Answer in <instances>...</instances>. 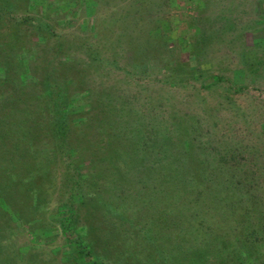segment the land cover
<instances>
[{
    "label": "rangeland",
    "instance_id": "rangeland-1",
    "mask_svg": "<svg viewBox=\"0 0 264 264\" xmlns=\"http://www.w3.org/2000/svg\"><path fill=\"white\" fill-rule=\"evenodd\" d=\"M33 13L47 21L55 35L45 38L19 23ZM19 41L27 49L22 57ZM0 45V59L13 61L12 70H22L23 57L31 63L35 83L31 81L21 99L19 91L4 93L8 107L0 109V119L6 121L0 126V264H165L166 256L185 264L181 253L202 246L195 237L199 235L192 232L185 242L167 225L184 218L180 203H175L178 209L161 202L145 208L146 222L151 220L146 233L154 238L140 241L135 253L139 261L126 260L133 247L127 234L85 229L81 217L67 222L64 203L74 167L64 147H58L60 137L50 126L52 104L40 95L37 82L45 67L54 64V78L73 77L70 88H84L82 94L91 96L81 102L73 91L69 97L70 104L76 101L69 109L73 127L81 124L84 108L97 105L117 123L124 120L125 134L137 129L154 141L182 118L190 129L199 127L192 134L196 145L213 141L217 148L228 144L224 149L231 151L240 138L248 149L264 155V0H0ZM23 107L40 119L38 125H23L41 133L42 153L33 147L27 154L20 150L18 131L12 137L5 134L10 122L19 124ZM173 113L181 116L173 121ZM90 134L97 136V129ZM12 138L18 142L16 149H9ZM73 140L81 141L75 136ZM89 150L83 158L92 157ZM246 150L228 157L229 170L239 172L243 158L251 156ZM97 164L88 171L94 178L120 175ZM221 231L234 239L230 226ZM170 240L174 246L164 244Z\"/></svg>",
    "mask_w": 264,
    "mask_h": 264
},
{
    "label": "trees",
    "instance_id": "trees-1",
    "mask_svg": "<svg viewBox=\"0 0 264 264\" xmlns=\"http://www.w3.org/2000/svg\"><path fill=\"white\" fill-rule=\"evenodd\" d=\"M22 22L27 23L37 35L45 38L55 35L48 22L34 13L19 18V23ZM21 44L19 41V57L27 52L25 44ZM24 61V57L19 59V64L22 65L19 68L22 70L14 71L11 69L13 61L8 63L0 59V109L8 107L7 102L3 100L7 99L3 96L4 93L19 91L21 99L31 81L34 83V75L29 72L31 63ZM115 61L114 59V63ZM115 64L118 67L117 63ZM53 65L45 67L42 79L37 84L41 83L40 95H46V99L52 104L50 110L54 115L52 114L50 126L60 137L57 140L58 147H64L65 158L68 162L71 159L70 164L74 167L69 177L72 183L68 184V200L64 203V208L69 212V216L65 217L68 223L69 220L78 221L81 217L86 221L85 229L118 232L117 234L124 236L127 234L129 239L133 240L132 252L126 257V260L131 262L137 259L135 253L140 241H144L145 237L154 238L146 233V230H151V220L146 222L148 215L144 213L145 208L152 207V204L157 206L160 202L169 207L180 203L184 205V221H167V225L174 232H178L185 242L192 232L194 236L199 235L195 237L199 246H202L185 250L188 251L185 254L181 253L185 264H264L263 151H251V148H247L246 141L240 138L232 143L235 145L231 151L224 149L228 144L222 143L221 147L217 148L212 144L213 141L196 145L193 143L192 134L195 130L197 132L199 127L190 129L191 125H185L184 119L176 120L181 116L177 113L172 114L175 118L173 121L176 120L173 126L164 129V138L160 136L154 141H149V136L145 137L137 129L125 134L127 130L122 124L124 120L117 123L118 119L111 117L104 107L96 109L97 105L84 108L85 116L78 121L81 124L73 127V117L70 118L73 114L69 109L76 101L71 100L70 104L69 97L73 96V91L78 94L81 102L91 96L82 94L84 88L78 91L72 86L70 88L73 77L67 78L66 81L59 77L54 78L51 75ZM173 72L176 75V72ZM93 101L95 102L94 99ZM7 110L8 108L4 111ZM16 112L18 111L14 113ZM19 112L22 113H19V124L16 121L10 122L11 128H7L5 134L12 137L15 131H18L20 150L27 154L29 150L26 149L33 147L35 151L42 153L38 146V136L41 133L35 130V126L31 128L30 125H23L31 121L33 125H38L40 119L33 116V112L28 108L23 107ZM5 123L6 121L0 119V126H6ZM83 123L87 127L80 129ZM76 129L80 130V133ZM96 129L97 136L93 137L90 132ZM162 132L160 130V133ZM73 136L81 141L75 142ZM83 143L84 146L81 145ZM17 144L18 142L14 144L12 138L9 149L13 146L18 148ZM241 148L248 149L246 152L251 156L243 158L242 166L237 167L239 172L235 173L229 170L231 164L228 157ZM87 149H90L92 157L83 158L82 153L85 154ZM97 155L101 156L97 158ZM260 156L262 162L259 161ZM84 159L87 163H84ZM96 161L97 165L103 167V171L113 173L114 168L120 175L117 177L104 173L100 179L94 178L88 171L94 168ZM238 163L239 161L236 162ZM244 165L247 167H243ZM159 174H162V180L158 179ZM89 180L90 186L87 184ZM73 198H76V201ZM100 206L108 209L100 212ZM177 206L175 204V209H178ZM116 222L129 227L121 228ZM226 225L230 226L234 239L222 235V227ZM172 242L174 241L170 240L164 244L174 246ZM164 258L165 264H179L174 257Z\"/></svg>",
    "mask_w": 264,
    "mask_h": 264
}]
</instances>
